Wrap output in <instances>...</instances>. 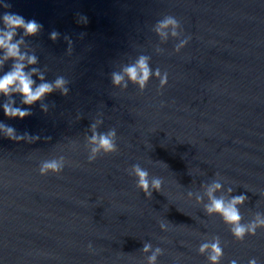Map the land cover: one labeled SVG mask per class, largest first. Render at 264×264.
Returning <instances> with one entry per match:
<instances>
[{
	"label": "water",
	"instance_id": "water-1",
	"mask_svg": "<svg viewBox=\"0 0 264 264\" xmlns=\"http://www.w3.org/2000/svg\"><path fill=\"white\" fill-rule=\"evenodd\" d=\"M5 3L10 7L0 15L19 14L43 26L25 38L38 56L36 67L47 69L48 81L63 75L70 91L48 95L47 113L39 102L21 105L14 96L15 106L32 112L23 120L0 109V122L17 134L40 137L27 143L0 136L2 264H143L144 241L165 249L159 264H207L197 249L212 236L221 239V264H247L251 257L264 264V230L235 241L218 216H206L186 196L202 192L200 184L219 172L234 195L249 197L240 209L245 222L264 212L258 194L264 193V0ZM165 15L175 16L191 37L180 53L172 39L160 45L163 54L154 51L159 39L152 27ZM52 31L60 34L55 42ZM141 54L169 73L159 94L156 79L144 92L111 85V72ZM97 118L104 121L99 132L117 130L119 150L90 164L84 136ZM60 155L68 161L60 175L39 174L42 161ZM137 163L163 179L162 193L146 199L135 187L125 170ZM161 221L170 222L167 232Z\"/></svg>",
	"mask_w": 264,
	"mask_h": 264
},
{
	"label": "clouds",
	"instance_id": "clouds-1",
	"mask_svg": "<svg viewBox=\"0 0 264 264\" xmlns=\"http://www.w3.org/2000/svg\"><path fill=\"white\" fill-rule=\"evenodd\" d=\"M9 7L10 5L5 3V0H0V8L7 9ZM80 22L87 23V17H80ZM42 27L37 21L25 20L19 14L5 12L0 15V97L4 98V102L0 103V109L9 119L23 120L32 115L30 107L15 106L14 96L20 97L21 105L32 106L39 102L41 110L47 113L49 106L44 103V100L48 95L57 91L62 96L69 94V81L63 75H58L54 80L48 81L46 80L47 69L41 70L36 67L39 63L38 56L34 50L29 49L25 38L38 35ZM152 31L159 39V43L154 47L156 54L165 52V49L160 45L166 44L170 39L177 41L173 51L180 53L191 39L190 36H184V29L181 27L180 21L173 15H165L162 19L157 20ZM18 36L19 38H17ZM59 36L58 32L52 31L49 34V39L55 42ZM65 40L68 43L67 52L70 55L72 41L67 36H65ZM151 59V56L141 54L133 61L123 64L119 70L112 71L110 74L111 85L125 91L131 84L140 92H144L149 82L156 79L159 82L157 87L159 94L168 85L169 73L166 70L162 71L159 67L153 68ZM9 61H11L10 68L4 71V65ZM34 76L37 79H33ZM103 122L102 118L95 119L88 128L91 134L84 136L87 161L90 164L101 155L107 156L119 150L115 128H110L106 132L98 131ZM0 136L16 142L25 141L27 143H34L40 139L39 136L30 135L27 132L17 134L13 127L3 122H0ZM73 146H76L75 142H73ZM67 163L65 156L60 155L42 161L38 171L42 176L49 173L58 176L63 172ZM125 171L130 177H134L135 187L144 194L146 199H152L153 192L162 193L163 179L150 175L147 168H143L137 163ZM226 185L227 181L217 172L215 179L211 182L200 184L202 192L188 191L186 196L188 201L194 200L197 205H202L206 216H218L228 227L233 239L243 242L247 236H255L258 230H264V212L251 213V218L245 222L240 209L249 197L245 193L234 195V188ZM249 191L247 190V192ZM258 194L260 197H264V193ZM169 224V221H161L159 223L161 232H167ZM87 250L95 251L92 242L88 243ZM140 251L145 256L143 264H159V257L164 254L165 249L160 246L154 247L151 242L144 241ZM197 251L199 255L205 256L207 264H221L224 258V249L219 236L206 238L204 242L200 243ZM228 264H238V261L232 259ZM247 264H261V262L256 257H251Z\"/></svg>",
	"mask_w": 264,
	"mask_h": 264
}]
</instances>
